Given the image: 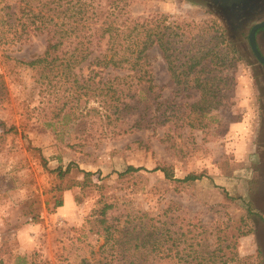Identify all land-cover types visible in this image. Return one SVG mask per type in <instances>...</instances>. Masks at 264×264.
Here are the masks:
<instances>
[{"label": "rangeland", "instance_id": "obj_1", "mask_svg": "<svg viewBox=\"0 0 264 264\" xmlns=\"http://www.w3.org/2000/svg\"><path fill=\"white\" fill-rule=\"evenodd\" d=\"M127 4L132 18L154 16L174 31L167 48L177 76L198 52L202 63L219 61L203 77L226 78L221 96L199 124L201 112L190 106L201 92L177 86L156 44L149 56L164 105L152 103V119L141 128L133 125L142 109L109 123L101 97L73 94L66 89L72 82L58 92L41 88L24 63L44 53L45 34L0 43V264H104L109 251L121 249L103 233V211L117 229L134 227V218L165 221L164 264H264V65L248 30L233 38L224 14L206 0ZM69 164L60 177L57 168ZM129 166L147 171L121 175ZM163 166L177 179L203 177L179 184L155 170Z\"/></svg>", "mask_w": 264, "mask_h": 264}, {"label": "trees", "instance_id": "obj_2", "mask_svg": "<svg viewBox=\"0 0 264 264\" xmlns=\"http://www.w3.org/2000/svg\"><path fill=\"white\" fill-rule=\"evenodd\" d=\"M5 1V5L0 7V43L24 42L34 32L45 34L44 53L24 63L32 69L36 81L42 79L41 88L48 93L58 92L72 82L66 89L73 94L101 97L109 123L131 120L137 116L136 111L142 109L144 112L138 116L141 121H134L133 125L141 128L152 119L148 111L152 109V103L164 105L149 56V51L156 44L163 52L177 86H188L201 92L200 100L190 106L193 112H201L197 116L199 124L202 123V115L208 117L209 108L217 104L216 99L221 96L226 78L215 75L203 77L209 69L216 72L220 62L208 60L202 63L206 59L198 57V52L185 60L181 65L183 73L177 76L176 63L167 48V37H172L174 31L167 33L162 21L155 20L154 16L132 18L128 12V0H19L20 4L13 1L12 5L9 0ZM8 33L10 37H7ZM221 38L217 39L223 46L224 37ZM225 48L235 51L227 45ZM66 104H71V101ZM189 126L195 127L194 124ZM9 131L17 132L15 127ZM72 166L69 164L65 171L58 167L56 171L64 177ZM155 170L163 172L165 179L179 184L193 183L203 177L190 174L177 179L169 167ZM140 171L147 170L129 166L121 175ZM62 205V201L56 202L57 207ZM98 222L104 227L103 233L108 241L121 249L109 251L107 259L110 257V260L104 264H164L169 257L170 251H162L169 230L161 219L143 221V217L134 218L137 222L134 227L125 225L117 229V223L109 221L103 211ZM175 253L176 257L180 256V251ZM83 263L88 264L86 261Z\"/></svg>", "mask_w": 264, "mask_h": 264}, {"label": "flooded vegetation", "instance_id": "obj_3", "mask_svg": "<svg viewBox=\"0 0 264 264\" xmlns=\"http://www.w3.org/2000/svg\"><path fill=\"white\" fill-rule=\"evenodd\" d=\"M212 4L215 10L221 11L224 18L227 19V29L233 38L237 39L238 35L244 36L245 30L249 42V32L255 23L264 20V0H206ZM227 14V15H226ZM256 41L258 49L264 56V27L256 32ZM259 75L264 89V67ZM264 101V94L261 96ZM264 110V109H263ZM264 149V145L262 146Z\"/></svg>", "mask_w": 264, "mask_h": 264}, {"label": "water", "instance_id": "obj_4", "mask_svg": "<svg viewBox=\"0 0 264 264\" xmlns=\"http://www.w3.org/2000/svg\"><path fill=\"white\" fill-rule=\"evenodd\" d=\"M264 27V20L258 23H255L250 32H249V45L250 48L254 54V56L256 57V59L262 64L264 65V56L261 54L260 50L258 49L257 46V41H256V32L258 29L263 28Z\"/></svg>", "mask_w": 264, "mask_h": 264}, {"label": "crops", "instance_id": "obj_5", "mask_svg": "<svg viewBox=\"0 0 264 264\" xmlns=\"http://www.w3.org/2000/svg\"><path fill=\"white\" fill-rule=\"evenodd\" d=\"M244 121H245V120L240 121V122H236V123L233 125V129H235V130H239L240 128H242L243 124L245 123Z\"/></svg>", "mask_w": 264, "mask_h": 264}]
</instances>
